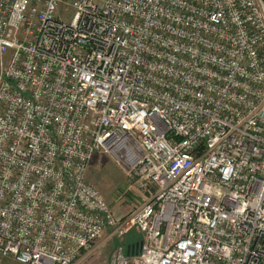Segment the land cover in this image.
I'll return each instance as SVG.
<instances>
[{
	"label": "built area",
	"instance_id": "obj_1",
	"mask_svg": "<svg viewBox=\"0 0 264 264\" xmlns=\"http://www.w3.org/2000/svg\"><path fill=\"white\" fill-rule=\"evenodd\" d=\"M107 231L108 264H264V0H0V258L73 264Z\"/></svg>",
	"mask_w": 264,
	"mask_h": 264
},
{
	"label": "rangeland",
	"instance_id": "obj_2",
	"mask_svg": "<svg viewBox=\"0 0 264 264\" xmlns=\"http://www.w3.org/2000/svg\"><path fill=\"white\" fill-rule=\"evenodd\" d=\"M57 13H65L63 17L68 20L72 9L68 6L59 7ZM126 169L116 162L114 156L96 151L87 170L88 181L100 190L117 217L131 213L145 201V197L134 190V185L128 182ZM130 238L139 240L140 235L135 229H131L122 239V243ZM119 241L121 240L108 235V231L104 232L89 249L82 251L78 258H82L87 264H108L111 253Z\"/></svg>",
	"mask_w": 264,
	"mask_h": 264
},
{
	"label": "crops",
	"instance_id": "obj_3",
	"mask_svg": "<svg viewBox=\"0 0 264 264\" xmlns=\"http://www.w3.org/2000/svg\"><path fill=\"white\" fill-rule=\"evenodd\" d=\"M88 170V169H87ZM86 178H87V175H86ZM88 180V179H87ZM91 183V182H90ZM94 185V184H93ZM136 239L134 238H130L128 240H124V244H130V243H133ZM0 264H22V263H19L17 262L15 259H13L12 257H2L0 258ZM73 264H87L85 263L82 258H77Z\"/></svg>",
	"mask_w": 264,
	"mask_h": 264
}]
</instances>
